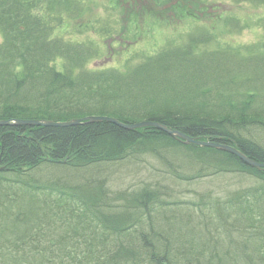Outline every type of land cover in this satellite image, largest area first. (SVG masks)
I'll use <instances>...</instances> for the list:
<instances>
[{
	"label": "trees",
	"instance_id": "16d2710c",
	"mask_svg": "<svg viewBox=\"0 0 264 264\" xmlns=\"http://www.w3.org/2000/svg\"><path fill=\"white\" fill-rule=\"evenodd\" d=\"M85 4L0 0V119L156 121L264 162V35L257 44L234 46L197 25L183 41L169 40L150 55L132 52L124 69L91 70L88 63L101 54L94 42L53 34L63 23L57 10L80 15ZM225 26L233 33L246 28L234 17ZM94 31L108 34L106 24ZM147 155L173 180L241 173L258 182L226 196L199 193L189 202H178L160 182L114 190L112 168ZM164 195L172 200L170 216ZM0 258L8 264H264V167L154 126L2 124Z\"/></svg>",
	"mask_w": 264,
	"mask_h": 264
},
{
	"label": "rangeland",
	"instance_id": "374dc122",
	"mask_svg": "<svg viewBox=\"0 0 264 264\" xmlns=\"http://www.w3.org/2000/svg\"><path fill=\"white\" fill-rule=\"evenodd\" d=\"M83 1L87 5L80 15L65 8L56 11L62 16L63 23L56 27L53 34L65 40L94 42L101 54L88 63L87 68L91 70L124 69L132 52L137 50L140 54L150 55L160 50L169 40L183 41L186 37L184 33L197 25H204L215 32L221 43L234 46L257 44L264 35V5L249 0ZM231 17L245 25L241 33H233L225 26V19ZM102 24H106L108 34L94 31L96 26ZM213 46L210 44V47ZM62 62L61 59L57 61L58 68H61ZM143 160L135 165L130 163L112 168L114 190L160 182L173 189L174 196L180 200L178 202H189L195 201L206 191L226 196L246 189L257 181L252 175L241 173L209 175L206 180L201 179L199 182L192 179L173 180L167 178L169 174L164 173L167 167L157 159L147 155ZM163 200L164 213L170 216L173 212L172 200L165 195ZM8 259L0 258V264H8Z\"/></svg>",
	"mask_w": 264,
	"mask_h": 264
},
{
	"label": "water",
	"instance_id": "95a60500",
	"mask_svg": "<svg viewBox=\"0 0 264 264\" xmlns=\"http://www.w3.org/2000/svg\"><path fill=\"white\" fill-rule=\"evenodd\" d=\"M100 121H109V122H113L116 123L122 127L128 128V129H135L138 127H143V126H154L156 128H159L163 131H166L167 133H169L170 135H172L173 137H180L182 138L185 142L187 143H194V144H198L201 146H211V147H216L222 150H226L229 152H232L234 154H236L237 156H239L241 159H243L245 162H247L248 164L257 167V168H261L264 167V163H260L257 162L253 159H251L249 156H247L245 153H243L240 149L228 144V143H223V142H218V141H214V140H202V139H198L196 137L190 136L182 131L179 130H173L171 128H169L167 125L161 124L159 122L156 121H141V122H137L134 124H127L124 123L122 121H120L119 119H117L116 117H112V116H106V115H89L86 116L84 118H74L71 120H65V121H55V120H50V119H13V120H8V119H0V125L2 124H17V125H58V126H65V125H76L79 123H92V122H100Z\"/></svg>",
	"mask_w": 264,
	"mask_h": 264
},
{
	"label": "bare ground",
	"instance_id": "6f19581e",
	"mask_svg": "<svg viewBox=\"0 0 264 264\" xmlns=\"http://www.w3.org/2000/svg\"><path fill=\"white\" fill-rule=\"evenodd\" d=\"M41 125H44V124H41ZM47 126V125H46ZM51 126H56V125H51ZM177 139H182V138H180V137H176ZM183 140V139H182ZM231 145V144H230ZM232 146H234V145H232ZM234 147H236V146H234ZM236 148H238V147H236ZM241 150V149H240ZM242 151V150H241ZM243 153H245L244 151H242ZM232 153V152H231ZM234 154V153H233ZM247 156H249L247 153H245ZM236 155V154H235ZM239 157V156H238ZM250 157V156H249ZM251 159H253V160H255V161H257V162H260V163H264V162H261V161H258V160H256V159H254V158H252V157H250ZM243 160V159H242ZM244 161V160H243ZM245 162V161H244ZM245 163H247V162H245ZM248 164V163H247ZM250 165V164H249ZM252 166V165H251ZM254 167V166H253Z\"/></svg>",
	"mask_w": 264,
	"mask_h": 264
}]
</instances>
